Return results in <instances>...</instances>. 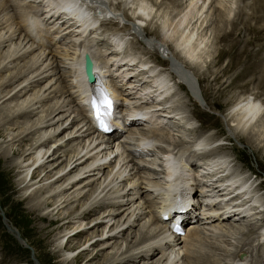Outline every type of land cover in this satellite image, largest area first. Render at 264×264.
<instances>
[{
  "label": "bare ground",
  "instance_id": "bare-ground-1",
  "mask_svg": "<svg viewBox=\"0 0 264 264\" xmlns=\"http://www.w3.org/2000/svg\"><path fill=\"white\" fill-rule=\"evenodd\" d=\"M108 1L110 4L106 6L100 0H0V46L8 47L0 57V78L16 68L13 63L25 62L18 73L1 83L4 94L0 96V105L6 103L14 109L16 120L28 118L21 133L9 134L6 139L11 137L7 142H16L37 135L29 148L23 146L18 153L24 157L17 173L21 176L19 184L23 194L45 198L35 209L45 212L39 215L40 219L51 222L50 217L58 215V221L65 223L57 237L61 246L65 238L71 242L72 237L95 228L77 247L64 248L62 263L80 264L84 258L88 263L98 257L101 250L111 247L113 254L103 264H133L149 259L154 253L159 256L152 264H250V251L257 244L264 246L261 245L264 244V200L254 187V180L233 170L229 155L217 151L223 147L220 135L201 131L197 137L186 138L187 130L197 132V129L185 115L187 104L183 105L186 102L181 95L183 87L175 83L168 68L163 71L141 55V51L136 50L139 46L135 52L127 50L137 45L136 40L130 42L129 30H132L137 39L168 59L175 77L185 81L187 88L182 85L195 97L197 90L190 71H202L203 63L211 56V34L206 29L210 25V10L223 13L227 21L233 15V8L238 9V0H184L186 5L173 17L168 16L171 11L161 13L159 0ZM260 1L258 10L264 15V0ZM120 20L128 26H122ZM174 23L176 25L172 26ZM148 27H151L150 34L154 33L152 27H158L157 38L144 34ZM258 29L264 31V25ZM99 38L112 44L107 47L111 55L106 59L98 49ZM159 41L165 43L164 48L160 49ZM263 49L261 45L257 64L249 62L228 86L256 72L258 67H264ZM232 51L220 50L215 61L222 62ZM85 54L92 59V70L104 77L116 108L123 105L119 115L125 120L116 121L114 114L110 134H100L88 117L87 97L81 90ZM235 55L240 56L241 51L236 50ZM236 56L221 71L223 76L239 63ZM108 62L114 63L113 66ZM64 72L70 80L68 86L62 85ZM113 73L119 78L113 77ZM219 73L213 80L218 82L223 77ZM200 76L204 81L203 72ZM258 79L263 84L264 74H258ZM125 84L128 86L123 90ZM200 93L202 96V91ZM124 94L130 97H123ZM197 97L200 99L199 95ZM263 97L264 91L246 90L228 108L224 116L231 126V137L248 143L254 141L249 140L250 133L264 119ZM13 102L15 104L11 105ZM44 102H51L49 108L44 109L46 115L33 119L41 113L39 109ZM120 124L123 125L121 131L116 129ZM175 127L179 129L173 133ZM121 132L125 143L114 140ZM257 135V139L264 140L263 130ZM68 147L71 148L66 149ZM255 148L264 153L263 149ZM116 151L119 154L114 155ZM7 152L10 154L9 150ZM201 169L205 173L197 174ZM138 181L154 191L135 185ZM196 185L202 187H198L200 192H196ZM182 189L189 198L187 202L178 196ZM156 190L158 195H163L159 210L151 194ZM176 196L180 204L176 202V207L170 209ZM196 196L204 208L202 219L196 217L193 199ZM75 202L82 203L73 208ZM90 215H93L91 220ZM228 218L239 220L227 222ZM172 220L178 222L176 229L171 225ZM242 221L244 223H240ZM136 224L140 228L133 230ZM243 224L247 226H241ZM247 233L252 236L247 237ZM235 234L237 237H233ZM234 238L241 242L232 251L224 241ZM95 250L98 253L91 256ZM85 251L90 252L87 255Z\"/></svg>",
  "mask_w": 264,
  "mask_h": 264
},
{
  "label": "rangeland",
  "instance_id": "rangeland-1",
  "mask_svg": "<svg viewBox=\"0 0 264 264\" xmlns=\"http://www.w3.org/2000/svg\"><path fill=\"white\" fill-rule=\"evenodd\" d=\"M161 1L159 0V2L161 3V7H160L161 13L162 12L169 13L171 11L170 15H168L170 17H173L174 13L178 11V9L180 10L181 7L186 5V2L184 0L183 1L182 0H161ZM261 3L262 2L260 0H238V3L236 4L238 9H236V7L233 8V15L231 16L230 19L227 20L228 23H226L227 21H225V16L223 15V13L221 14L219 12H215V10L213 11L210 10V13H209L210 17L208 18L210 20L209 24L211 26L209 25L206 29L209 30L208 33L211 34L209 38L211 40V42L209 43L210 44L209 49L211 50L210 52L211 56L210 58H208V60H206V62L203 63L202 71L201 70H197V71L191 70L190 71L193 74L192 80H195V82L197 80V85L200 89V92L202 91V96L205 101V106L197 103V101L191 97L190 92L186 90L185 87L183 85H180V83L178 82L180 80H177L174 76H173L174 78L173 80L175 81V83H177V85L183 87L181 88L182 89L181 95L185 99V100L183 99V102L186 101L184 102L183 105L185 106L187 104L185 108L187 111L184 110L185 115L186 116L188 115L187 118L189 117L191 118L193 125L197 129V132L187 130L185 133V135L187 136L186 138L192 139V137H197L201 133V131H205V132L208 131V133L212 134V136L220 135V137L222 138L220 145L222 143L223 147H220L221 149H218L217 151L219 152L221 151L222 153L224 152L225 154L229 155V157L232 159L231 165H232L233 170H238L239 172L250 176L254 180V187H256V190L260 192L264 200V153H261L260 149L257 150V148H255V147H258L264 150V140L261 141V139H257L258 132L260 130L264 131V119L262 118L259 121L261 122V124L259 125V127L256 128V130L251 131L250 135L252 136H250L251 139L249 140H254V141H250L252 143L250 142L248 143L247 140H244V139L239 140L238 138H235V136L231 137V134H232L231 126L228 125V121H225V116H224L225 113L228 111V108H230L237 101V99L242 96L244 91L250 90L253 93L257 91H264V83L262 84L261 81L258 79V74H264V67H261V66L257 68L256 72L253 71L247 77L238 79V82L235 83L234 85L228 86L230 82L234 81V77H237L241 72H243L247 68V65L250 64L249 62H251L254 65L257 64L258 59L256 57H258L257 55H258L259 48L261 45L264 48V31H260L258 29L264 25L263 24L264 15L258 10L259 4ZM8 10H10V14L14 13L11 8ZM40 12L42 11L39 10V13ZM6 13L8 14L9 11ZM158 18L160 19V17ZM177 20H178V17L176 18V21H175L176 23H177ZM49 21L51 20H48V22ZM154 21H157V18H155ZM1 23L2 22L0 21V24ZM119 23L122 26H128L127 25L128 23L123 24L121 23V20L119 21ZM175 25L176 24L174 23L172 26H175ZM109 27L111 26L109 25ZM145 27L147 28V25ZM103 28H105L106 30V28L108 29V26H104ZM115 28L116 27H114L112 31H114ZM150 29L151 27H148V30L145 29L146 31H144V34L147 35L148 38L150 37L157 38L156 32L158 31V27H152V30L154 31V33L152 34H150L151 33ZM129 33H130L129 35L130 42L132 41L135 42L136 40L137 45L136 46L133 45V47L135 46L134 48L129 47L127 49L128 51L135 52L134 49H136V47L138 46L139 47L141 46V48L138 47L136 50L141 51V55H144L146 59L151 60L152 65H155V66L158 65L159 68L163 71L169 67L168 59L162 58L156 49L145 44V42L142 39L140 38L137 39L132 30H129ZM51 37L52 36H50V39H52ZM98 40L101 41V43L98 45L100 54L104 53L103 56L106 59L111 55L110 54L111 52L108 53L110 49L107 47H109V45L111 46L112 44L106 41V39L105 41L100 38ZM156 40H160V39H156ZM160 42L163 45H165L164 42L162 41ZM7 49L8 47L4 48L3 45L0 46V52H1L0 57L1 55L3 56V54L5 53L4 50L7 51ZM220 50H225V51L233 50V51L229 55L227 54L223 58L222 62H219V60L215 61L216 55ZM236 50L241 51L240 56L235 55ZM113 52L116 53V51H113ZM168 52H170L169 47H168ZM262 53L264 54V49ZM235 56L239 58V63H236V66L231 68L232 70L229 74H227L226 76H223L221 71L225 67H227L229 62L232 63V61H234V59L231 61V58H234ZM174 58L175 60H177L176 56ZM60 60L61 59L58 58L59 63H60ZM24 63H25L24 61L19 62V60L16 63H13L12 66L17 65L15 66L16 68H13L12 71L9 70L8 72L5 73L3 77L0 78V86L2 82H5L6 79L7 80L10 79L13 76V74L18 73L17 71L19 67H22ZM108 63H110V65L112 66L114 64L111 62H108ZM60 64L63 65V62L61 61ZM184 66H183V70L185 71ZM112 70L114 72L116 71V68L113 67ZM120 70L121 69H119V71ZM202 72L204 73V76H205V77L202 76L205 78V79L202 78L204 79V81L203 80L201 81L200 73ZM218 72H220L219 75L223 77L217 82L213 79H214V75H216ZM114 73H113V77L114 75H117ZM55 78L57 79V77ZM117 78H119V75H117ZM117 78L115 77V79ZM130 78L132 79L133 75ZM63 79H64V83H62V85H67V86L70 85L69 83L70 80L68 78L67 72H64ZM61 82L62 81H60V83ZM126 86L128 85L125 84V87H122V89L126 88ZM2 89L3 87L0 88V96L4 94V91H2ZM125 96H129V94H124L123 97ZM128 100H131V99L128 98ZM121 101L124 102L123 99H121ZM128 103L129 102H126L125 104H128ZM10 104L14 105L15 102L10 103ZM50 104L51 102H47V103L44 102L39 110L41 109L42 111H44V109L47 110ZM133 107H136V106H133ZM122 108H123V105H120V107H118L119 110L116 109V111H114L115 114L119 115L120 112L122 114L123 112ZM13 111L14 109H12L11 107L9 108V106H6V103L4 105H0V208L5 213L6 218L12 223L13 228H16L18 232L20 233V237L23 240L22 242L23 245L18 242V240L14 237L13 234L8 232L0 216V264H33L32 259H31V253H33V256L40 262V264H68V262L62 263V258H63L62 255H63L64 248L68 250V249L77 247L79 245L78 243L80 242V240L83 243L85 240V237L89 233H91L93 229L95 228L93 227L90 228L88 230L89 233L86 232L84 234H80L78 236L72 237L73 239L71 238V242H67V238H65L61 246L58 244L59 242H58L57 237H58V233L62 229L61 227L65 223L63 221H58L59 220L58 215L51 216L50 219L53 220L51 222L49 220H42L39 218V215L41 214L44 215L45 212H43L40 209L43 212L42 213L40 210L38 211L35 209H37V205L40 203L39 201L42 202L45 200V198L36 199V198L28 197L29 194L24 195L23 191L21 190L22 185L19 184L21 176L17 175L18 171L20 170L19 168L20 162L24 159V157H20L18 153L19 151L22 150L23 146L25 148L26 147L29 148L31 141H33V138L37 137V135L28 136L29 138L26 137L22 141L7 142L9 139H11V137L9 139H6L9 137V134L17 135L18 133H21L24 129L23 127H25V123L28 122L27 121L28 118L24 119L25 121L23 120V118L16 120L14 117L16 115V112L13 113ZM42 111L41 113L43 114L39 113V115L33 117V119H36L40 115L45 116L46 111L44 112ZM73 115H71L72 119H73ZM122 117L123 116L119 115L118 117H116L117 119L116 121H119V120L121 121V119L122 121H124L125 119L124 117L123 118ZM13 122H15L14 123L15 125H12ZM9 123H12V124H9ZM174 129L175 130H173V133L178 132L177 129L179 128L175 127ZM187 132H189L191 135ZM254 133H257V134L253 136ZM96 135L98 134L96 133ZM123 138H124V134L122 135V133H120L118 138H115L114 140H117V142L119 140L124 142ZM110 140H112V138ZM114 142L115 141H113L112 144H114ZM220 145H217V146H220ZM70 148L71 147H68L66 149H70ZM8 150L10 151V154H7ZM14 151H15V154H13ZM143 159L144 158H142V161ZM144 161H148V160L145 159ZM186 168L189 169V165L186 166ZM143 171L150 172L146 169H144ZM195 172L196 170L193 173ZM202 173H205V172L201 169V171H199V173L197 174H202ZM151 174L152 175L154 174L153 171L151 172ZM135 185H138L140 188L145 187L148 190L154 191L153 188L146 187L144 183L142 184L140 181H138L137 184ZM198 187L202 188L201 186L196 185L195 186L196 192H200V189ZM143 189H141V191ZM155 192L151 194L155 196L153 197V200L156 198L157 201L156 200L155 201L158 203L157 205L155 204V206H157V210H159L158 206L161 205L160 201L163 195L162 194L158 195L157 194L158 191L156 193ZM180 193L182 194L178 196L187 202L189 198L187 197V194L185 195V189H182V192ZM142 195H144V193ZM198 195L201 196L200 194ZM178 196H176V198L174 199V204L170 209L176 207V202H178V205L180 204L178 200ZM198 198L199 197L197 196L193 197L195 211H197L196 217L198 219H202L203 217H205V216H202L204 215L203 213L204 208H203V205H201L200 203L201 201H199L200 199ZM81 203L75 202L73 204L74 205L73 208H77ZM134 206L136 205L134 204ZM145 211H148V208H146ZM186 216L187 215H185L184 213L183 218H185ZM218 216L219 214L216 217ZM88 217L91 220L93 218V215H90ZM235 220L237 221L239 219L238 218L237 219L228 218L227 222H233V221L235 222ZM144 222L145 221H143V223ZM240 223H244V221ZM259 224L260 223H258V225ZM241 226L246 227L247 225L243 224ZM99 227L98 229H101V227L100 228ZM138 228H140V226L139 224H136L132 229L138 230ZM250 234L251 233H247L246 236L251 237L252 235ZM237 235L238 234H235V236L233 237H237ZM234 240L235 238L232 240L229 239V240L224 241V243L228 245L229 248L231 247L232 251H235V249L240 245V242H241L239 239H236L235 241ZM110 242L112 243L113 240H111ZM261 245H264V244L261 243ZM259 246L260 245L257 244L256 246L257 248L255 247L252 251H250L252 259H250L248 256H245V258L250 259V264H264V246H260V247ZM96 250L98 251V249ZM96 250L93 251L91 256H95V253L97 252ZM79 251L80 249L77 251H74V255L78 253ZM87 252H90V251H85V254L88 255ZM98 254H99L98 257H93L91 259L92 261L90 260L88 261V263H87L86 258L81 259L80 264H96L98 262L103 264L111 257L109 255L113 254V250H111V247H107L105 250H101ZM157 256H159V253H154L151 256H149V259H145V261H142L140 259V260L135 261L133 264H142V262H147L146 264H152L153 262H155V258L157 259Z\"/></svg>",
  "mask_w": 264,
  "mask_h": 264
},
{
  "label": "snow or ice",
  "instance_id": "snow-or-ice-1",
  "mask_svg": "<svg viewBox=\"0 0 264 264\" xmlns=\"http://www.w3.org/2000/svg\"><path fill=\"white\" fill-rule=\"evenodd\" d=\"M93 114L98 121L99 127L104 131L108 130L107 120L112 115L113 101L106 88L100 89V95L91 101Z\"/></svg>",
  "mask_w": 264,
  "mask_h": 264
},
{
  "label": "water",
  "instance_id": "water-1",
  "mask_svg": "<svg viewBox=\"0 0 264 264\" xmlns=\"http://www.w3.org/2000/svg\"><path fill=\"white\" fill-rule=\"evenodd\" d=\"M83 60H84V66H85V69L87 70L89 79H91L93 77V70H92L93 63H92V60H91V58H90V56L88 54L84 55ZM0 216H1L2 222L5 225V227L8 230V232L13 234L14 237L18 240V242L22 244L23 241H22V239L20 237V234H19L18 230L16 228H13V225L6 218L5 213L3 212V210L1 208H0ZM31 259H32L33 264H40L37 261V259L33 256L32 253H31Z\"/></svg>",
  "mask_w": 264,
  "mask_h": 264
}]
</instances>
